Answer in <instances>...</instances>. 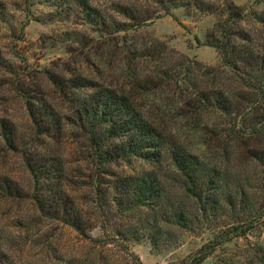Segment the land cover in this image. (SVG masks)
Instances as JSON below:
<instances>
[{
    "label": "trees",
    "instance_id": "16d2710c",
    "mask_svg": "<svg viewBox=\"0 0 264 264\" xmlns=\"http://www.w3.org/2000/svg\"><path fill=\"white\" fill-rule=\"evenodd\" d=\"M148 1L160 3L167 12L166 1L176 3ZM178 1L188 9L192 4ZM70 2H75L71 9L86 22L100 25L98 30L111 35L138 29L153 19L139 0L134 4L119 1L106 15L91 6L90 0ZM225 3L220 11L226 16L218 17L208 34V44L219 53L223 68L204 69L166 43L162 42L168 54L157 42H137L136 37L133 49L119 52L125 68L122 75L107 81L102 71L96 72L98 77L85 72L87 64L79 60L90 55L81 36L78 39L85 50L75 53L72 62L56 65L61 67L58 70H46V87L37 82L35 86L17 83L15 87L29 100L33 124L29 137L41 146V153L36 147L30 149L33 158L27 161L38 180L36 192L29 197L36 210L74 229L96 248L119 245L137 257L139 264L143 263L126 239L148 238L154 244L161 238L169 240L177 229H193L200 220H216L220 213L238 214L248 203V192L236 178L239 171L233 172L230 166L233 148L242 146L247 157L255 156L264 166V150L254 147L264 143H260L264 139V48L241 26L244 9L231 0ZM58 102L69 113L57 110ZM213 116L217 120L209 131ZM65 120L73 126L70 137L80 154L75 171L53 147L54 139L67 136ZM171 120H180L187 130L198 133L207 148H189L188 141L171 132ZM5 131L1 135L11 140L14 132L7 135ZM24 154L28 155L26 150ZM127 157L139 158L143 164L119 174L106 166ZM5 183L10 191L18 189ZM262 215L264 209L256 208L174 264H202L219 245L245 235ZM97 226L106 228L103 237L88 232Z\"/></svg>",
    "mask_w": 264,
    "mask_h": 264
},
{
    "label": "rangeland",
    "instance_id": "374dc122",
    "mask_svg": "<svg viewBox=\"0 0 264 264\" xmlns=\"http://www.w3.org/2000/svg\"><path fill=\"white\" fill-rule=\"evenodd\" d=\"M69 1L0 0V264H139L137 257L130 255L119 245L96 248L93 242L82 239L74 229L35 209L36 203L29 197L36 192L38 180L35 181L28 170L27 161H32L33 158L29 155L30 149L36 147L37 152L41 153V146L30 138L33 124L27 95H21L15 86L20 82L35 86L37 82L46 87V70H58L61 67L56 65L64 61L72 62L77 58L75 53L80 49L85 50L78 39L81 36L88 44L90 55L89 59L81 56L79 60L87 64L85 72L98 77L96 72L102 71V76L107 81H114L122 75L125 68L119 52L126 51L127 48L133 49L136 37L137 42H157L161 49L163 43H166L170 48L195 59L204 69L223 68L219 53L208 44V34L216 19L226 16L227 13L220 11V7L226 5L225 1L228 0H197L208 11H204L203 7L199 8L195 0L185 1L187 4L192 3L189 9L180 5L178 0L175 4L166 1V6L170 7L169 12L160 3L139 0L153 19L138 29L112 33L113 35L98 30V24L86 22L82 14L71 9L70 4L75 2L68 4ZM119 1L133 4L138 2L90 0V4L106 15L113 12L114 4ZM231 1L244 9L245 19L241 26L252 34L255 44L264 48V0ZM114 15L118 20H123L121 15ZM163 49L167 54L170 52ZM155 101L159 102L157 99ZM56 108L62 114L69 113L67 106L59 102ZM209 118V126L217 120L214 116ZM3 122L6 124H2ZM65 122L67 136L61 141L54 139L53 147L66 158L65 163L70 170L75 171L80 154L75 150L76 142L71 140L73 126L68 121ZM169 128L181 140L188 141L189 148L197 151L207 148L203 138L183 127L182 121L171 120ZM208 128L209 131L212 130V126ZM4 130L7 135L11 130L14 132L9 135L11 140L1 135ZM12 138H15V143ZM263 140H259L260 143ZM254 147L257 151L264 150V143ZM25 150L28 155L24 154ZM244 150L246 149L242 146H235L230 162L233 172L239 171V177L236 175V178L248 192V203H245L237 215L220 213L216 220H200L193 229H177L169 240L161 238L154 244L148 238H128L126 241L130 251L143 264H174L212 239L217 232L252 215L256 208L263 210L264 166L259 164L255 156L247 157ZM141 162L139 158L127 157L106 163V166L115 174L129 173L133 169H139L143 164ZM104 176L111 175L104 173ZM5 181L18 189L8 190L2 185ZM253 226L245 235L231 237L219 245L202 264H264V215ZM88 232L94 237H103L106 228L97 226Z\"/></svg>",
    "mask_w": 264,
    "mask_h": 264
}]
</instances>
